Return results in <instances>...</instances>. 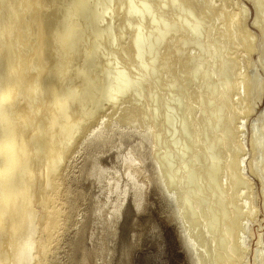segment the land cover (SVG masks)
<instances>
[{"label": "bare ground", "instance_id": "6f19581e", "mask_svg": "<svg viewBox=\"0 0 264 264\" xmlns=\"http://www.w3.org/2000/svg\"><path fill=\"white\" fill-rule=\"evenodd\" d=\"M263 100L264 0H0V264H91L92 222L108 264L152 185L192 264H264Z\"/></svg>", "mask_w": 264, "mask_h": 264}, {"label": "rangeland", "instance_id": "374dc122", "mask_svg": "<svg viewBox=\"0 0 264 264\" xmlns=\"http://www.w3.org/2000/svg\"><path fill=\"white\" fill-rule=\"evenodd\" d=\"M263 105L264 100L260 108ZM111 151L102 155L106 164H111L112 160L118 161V157L115 158L116 152ZM80 182H84L83 185L86 186L84 187L89 191V203H93L98 197H105L101 189L102 185L98 182L92 184L91 179H84V174ZM155 188V185L151 186L147 204L143 207L137 206L135 200L132 199L134 197L130 194L122 207L117 226L113 230L108 229L105 233L109 247V250L105 252L108 264H192L189 256L185 254L187 252L180 236L179 227L170 218L167 201ZM255 229L256 233L258 230H262V226L257 225ZM86 232L88 233H86L85 245L91 264H102V260H96L95 256L96 254L101 255V252L95 249L101 243L99 224L90 223ZM75 253L77 257H80L82 251L77 249Z\"/></svg>", "mask_w": 264, "mask_h": 264}]
</instances>
